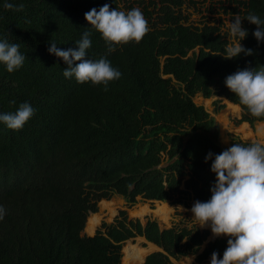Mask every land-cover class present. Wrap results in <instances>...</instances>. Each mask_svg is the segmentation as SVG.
Returning <instances> with one entry per match:
<instances>
[{"label": "trees", "instance_id": "1", "mask_svg": "<svg viewBox=\"0 0 264 264\" xmlns=\"http://www.w3.org/2000/svg\"><path fill=\"white\" fill-rule=\"evenodd\" d=\"M186 1L0 0V40L19 44L25 56L11 73L0 62V113H14L25 102L35 110L20 130L0 122V264H121L123 243L135 237L160 248L144 264H172L189 255L210 264L214 251L223 257L229 237L207 240L208 229L183 219L162 228L154 219L131 218L127 209L93 235L82 233L85 226L93 232L97 222L87 217L113 194L126 207L139 197L180 205L210 200L215 155L234 143L258 142L232 134L222 146L214 117L195 97H217L214 113L225 106L222 99L235 104H229L233 111L240 107L238 124L264 122L225 84L238 70L264 66V41L256 40V26L245 19L251 12L264 20V0H227L248 32L241 45L254 50L232 59L224 58L233 43L227 34L210 21L189 22ZM5 2L24 9H5ZM106 3L110 10L142 11L149 31L139 43L108 51L85 20L86 12ZM85 31L92 42L87 58H105L122 73L106 91L65 78L67 64L48 51L52 41L75 49ZM209 152L213 157L205 162ZM123 254L133 264L142 251L126 246Z\"/></svg>", "mask_w": 264, "mask_h": 264}, {"label": "clouds", "instance_id": "2", "mask_svg": "<svg viewBox=\"0 0 264 264\" xmlns=\"http://www.w3.org/2000/svg\"><path fill=\"white\" fill-rule=\"evenodd\" d=\"M4 8L20 12L24 5L5 2ZM245 19L256 26L253 33L256 40L264 41V20L251 12ZM85 20L102 35L109 52L115 50L113 45L139 43L149 31L148 22L139 8L127 12L116 8L110 10L106 3L98 11L93 8L86 12ZM241 21L237 15L229 25L230 36L235 42L227 46L225 59L238 57L241 53L254 54V50L245 49L240 43L248 35ZM90 36L91 33L85 31L75 43V49L57 48L52 41L48 51L67 64L63 71L65 78L75 77L80 84L90 81L93 85H104L106 91L109 82L120 79L122 73L105 58L95 62L87 58L92 43ZM19 48V44L0 40V62L6 65L9 73L23 66L25 56ZM225 84L252 116L264 117V66L259 70H238L226 78ZM34 112L25 102L14 113H0V122L11 130H20ZM212 157L213 153L209 152L205 162ZM211 171L216 174V182L210 189V200L196 201L191 208L193 219L201 228L210 225L214 237H229L223 257L219 258L214 251L210 264H264V144H232L215 155ZM4 215L5 209L0 206V220Z\"/></svg>", "mask_w": 264, "mask_h": 264}, {"label": "rangeland", "instance_id": "3", "mask_svg": "<svg viewBox=\"0 0 264 264\" xmlns=\"http://www.w3.org/2000/svg\"><path fill=\"white\" fill-rule=\"evenodd\" d=\"M182 6L185 13L189 16V22H192L195 25H201V22L205 21L213 22L215 25L220 27V31L222 33H226L227 37L230 38L233 43L235 42L234 38L230 36L229 25L234 21L237 13H233L231 11V7L227 3V0H187ZM223 7H225L227 11H223ZM216 99L217 97L214 96L209 99H204L200 95H197L195 97V102L197 104H202L214 117L215 122L219 127V141L222 146H228L230 135L232 134L239 135L243 140H257L258 142L264 144V132H259L258 130L259 127L264 129L263 123H256L254 127H251L247 122H241L239 124L236 123V121L241 117V111L240 109H238L239 111L231 110L233 108H231L229 104L227 105L229 102L224 99L221 100V103L225 106L217 113H214V101ZM160 202L161 203H159L157 200H144L139 197L135 204L130 207H126V201L123 199V197L118 194H113L109 199L100 200L98 202V211L89 214L87 217L88 219H95L97 222L93 232L91 233V231L85 226L82 233L93 235L95 230L103 221L110 223L118 213L119 209H127L128 215L131 218H139L143 222H145L148 218L154 219L158 221L162 228L171 227L173 223H178L180 219L185 220V222L189 225L194 224L200 227L197 221L193 219V213L191 212V208L196 201L188 199V205H180L178 203H168L162 201ZM178 212H180V214L176 215ZM203 228H206L211 232V228H208V226ZM213 237L214 236L211 232L207 240ZM149 243L150 242H147L140 237H135L125 241L122 245L121 264L130 263V261L123 260V248L126 246L138 251H142V254L139 257L134 255L130 259L131 263L144 264L146 255L156 250L150 246ZM194 258L195 255H189L176 261L173 260V264H208L196 263L194 262ZM140 259L143 260L141 263Z\"/></svg>", "mask_w": 264, "mask_h": 264}, {"label": "crops", "instance_id": "4", "mask_svg": "<svg viewBox=\"0 0 264 264\" xmlns=\"http://www.w3.org/2000/svg\"><path fill=\"white\" fill-rule=\"evenodd\" d=\"M260 123H263V125H264V122H260ZM88 219V218H87ZM143 239V238H142ZM144 240V239H143ZM155 245V244H154ZM160 248L157 246V249L156 250H159ZM183 258H185V257H183ZM182 259V258H181ZM174 260V259H173ZM173 260H172V264H173ZM176 261V260H175ZM194 262H195V260H194Z\"/></svg>", "mask_w": 264, "mask_h": 264}, {"label": "bare ground", "instance_id": "5", "mask_svg": "<svg viewBox=\"0 0 264 264\" xmlns=\"http://www.w3.org/2000/svg\"><path fill=\"white\" fill-rule=\"evenodd\" d=\"M228 104H232V103H227V105H228ZM232 105H234V104H232ZM237 108L239 109V107H238V106H237ZM238 111H239V110H238ZM160 203H161V202H160Z\"/></svg>", "mask_w": 264, "mask_h": 264}, {"label": "water", "instance_id": "6", "mask_svg": "<svg viewBox=\"0 0 264 264\" xmlns=\"http://www.w3.org/2000/svg\"><path fill=\"white\" fill-rule=\"evenodd\" d=\"M240 108V107H239ZM157 247V246H156Z\"/></svg>", "mask_w": 264, "mask_h": 264}]
</instances>
